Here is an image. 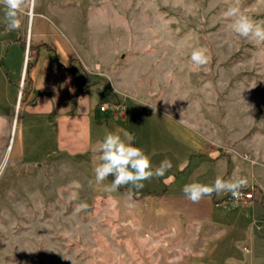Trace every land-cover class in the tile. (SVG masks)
<instances>
[{
    "label": "rangeland",
    "instance_id": "obj_1",
    "mask_svg": "<svg viewBox=\"0 0 264 264\" xmlns=\"http://www.w3.org/2000/svg\"><path fill=\"white\" fill-rule=\"evenodd\" d=\"M235 2L36 0L31 23L23 16L14 32L0 23V264H262L261 257L251 261L244 234L226 232L230 223L161 217L155 196L130 200L126 189L104 190L110 176L97 185L90 167L86 177L50 162L57 155L42 156L20 118L30 84L25 63L61 35L92 81L121 82L143 109L130 101L127 112L143 135L140 147L153 167L172 162L165 177L144 185L159 188L195 150L241 158L264 185V44L231 32L224 12ZM238 6L264 20V0ZM196 47L207 48L210 59L193 70ZM224 199L231 209L256 203L237 204L229 193ZM80 203L88 208L77 212ZM250 226L261 230L264 222Z\"/></svg>",
    "mask_w": 264,
    "mask_h": 264
},
{
    "label": "crops",
    "instance_id": "obj_2",
    "mask_svg": "<svg viewBox=\"0 0 264 264\" xmlns=\"http://www.w3.org/2000/svg\"><path fill=\"white\" fill-rule=\"evenodd\" d=\"M31 20L30 17L29 23ZM54 42V45L46 44L38 49L29 71L30 84L20 118L24 123L25 136L33 139V143L42 145V156L57 155L58 158L50 162L68 165L66 168L74 167L78 173L89 177L91 173L86 167L94 169L99 162L98 143L106 131L119 132L122 137L125 131L131 133L137 147H140L139 140L143 135L129 122L127 112L131 100L127 99L124 84L109 78L113 94L106 93L100 81L91 80L92 71L66 47L67 41L63 36L56 35ZM29 50L28 46L27 52ZM20 99L19 94L14 124ZM131 102L136 109L143 110L137 102ZM102 105L106 106L104 110L101 109ZM117 105L120 107L117 108ZM160 152L165 155L169 153L165 149ZM220 153L210 150L207 153L187 151L180 162L181 166L187 163L183 169H179L166 182L162 181L159 188L144 187L163 190L162 194L155 196V209L159 216L230 223V227H225L226 232L232 229L244 234L251 243V261L261 257L264 264V227L257 230L250 226L253 220L264 222L261 201L231 209L224 199L228 194L226 192L204 197L199 203H192L182 192L183 186L191 182L210 185L218 176L226 180L246 177L248 186L260 188L264 199V185L258 177L250 176V164L241 158ZM52 168L53 171L54 165Z\"/></svg>",
    "mask_w": 264,
    "mask_h": 264
},
{
    "label": "clouds",
    "instance_id": "obj_3",
    "mask_svg": "<svg viewBox=\"0 0 264 264\" xmlns=\"http://www.w3.org/2000/svg\"><path fill=\"white\" fill-rule=\"evenodd\" d=\"M36 0H0V10L3 17L5 32L18 31L21 28L22 17L30 15L35 7ZM229 19V28L232 33L240 38L247 39L255 44H264V20L257 21L244 14L238 6V0L231 4L224 12ZM208 50L205 47H196L190 53V64L193 70L206 66L209 62ZM134 136L125 131L123 137L119 132L106 131L103 139L98 143V163L95 165L94 179L97 185L103 184L112 176L109 185L104 187L107 192H116L127 187L129 199H132L133 189L144 188V181L152 178L165 177L172 168L169 159L161 161L159 166L153 167L152 161L141 147L134 145ZM4 169H0L3 175ZM248 186L246 177H233L224 179L216 177L212 184L191 182L183 186L182 192L186 199L192 203H199L204 197L219 195L222 192L229 193L234 201H238L242 189ZM87 203H80L76 211L86 210Z\"/></svg>",
    "mask_w": 264,
    "mask_h": 264
},
{
    "label": "trees",
    "instance_id": "obj_4",
    "mask_svg": "<svg viewBox=\"0 0 264 264\" xmlns=\"http://www.w3.org/2000/svg\"><path fill=\"white\" fill-rule=\"evenodd\" d=\"M44 45H46V43H42L40 46H44ZM40 46L39 47H36V48H40ZM30 49H35V47H34V45H31L30 46ZM38 52V51H37ZM33 63V62H32ZM32 63H28L27 64V68H26V73H29V71H30V69L32 68ZM101 81V82H103V84H104V89H105V92L106 93H108V94H113V91H112V88H111V85H110V82H109V80H107L106 78H100V79H98V81ZM110 178L111 179H113V177L112 176H110ZM247 188H250L249 186L248 187H246V188H244V189H247ZM121 189H126V190H128L127 189V187H123V188H121ZM254 189H255V198H256V200L257 201H259L260 200V198H261V196H262V194H261V189L260 188H258V187H254ZM163 193V190H159V191H155V190H150V189H148V188H143V189H141V190H135V189H133V192H132V194H134L135 196H140V195H152V196H157V195H160V194H162Z\"/></svg>",
    "mask_w": 264,
    "mask_h": 264
},
{
    "label": "built area",
    "instance_id": "obj_5",
    "mask_svg": "<svg viewBox=\"0 0 264 264\" xmlns=\"http://www.w3.org/2000/svg\"><path fill=\"white\" fill-rule=\"evenodd\" d=\"M116 107L119 108L120 106L117 105ZM105 108H106L105 105L101 106L102 110H104ZM230 199L237 204H247V203H252V202L256 201L254 186H251L250 188H247V189H242V194H241V197L238 201H234L233 198L231 197V195H230ZM262 200H263V198L261 196L260 201H262ZM246 250H248V247H246Z\"/></svg>",
    "mask_w": 264,
    "mask_h": 264
},
{
    "label": "bare ground",
    "instance_id": "obj_6",
    "mask_svg": "<svg viewBox=\"0 0 264 264\" xmlns=\"http://www.w3.org/2000/svg\"><path fill=\"white\" fill-rule=\"evenodd\" d=\"M33 14H34V12H33V10H32V11H31V14H30L31 19H32V17H33ZM19 94H20V92H19Z\"/></svg>",
    "mask_w": 264,
    "mask_h": 264
},
{
    "label": "water",
    "instance_id": "obj_7",
    "mask_svg": "<svg viewBox=\"0 0 264 264\" xmlns=\"http://www.w3.org/2000/svg\"><path fill=\"white\" fill-rule=\"evenodd\" d=\"M20 96H21V94H20Z\"/></svg>",
    "mask_w": 264,
    "mask_h": 264
}]
</instances>
